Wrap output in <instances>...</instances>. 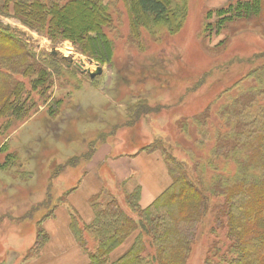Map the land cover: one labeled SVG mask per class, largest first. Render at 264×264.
<instances>
[{"label":"trees","instance_id":"1","mask_svg":"<svg viewBox=\"0 0 264 264\" xmlns=\"http://www.w3.org/2000/svg\"><path fill=\"white\" fill-rule=\"evenodd\" d=\"M123 2L135 39L140 38L142 30L155 35L165 28L170 35H176L188 18V0ZM89 7L99 16L92 15ZM74 8L78 10L71 11ZM0 12L14 15L23 26L47 35L53 43L71 42L80 54L101 66L114 63V42L105 31L112 26L113 18L102 0H0ZM207 19L214 20L206 25L208 35H219L228 28L236 32L235 26L240 23L255 21L259 22V32L264 33V0H241L212 11ZM3 30L8 35L0 33V122H18L29 117L30 108L36 106L35 97L44 99L48 95L54 76L74 75L79 70L67 60L60 61L57 55L37 59L10 27ZM234 62L254 67L223 93L231 100L230 105L227 101L214 110L215 104L211 103L190 123L185 121L180 126L186 132L194 128L191 145L199 148V153L177 151L178 143L162 146L172 183L149 207H141L142 188L137 185L132 192L104 190L94 199L92 222L83 227L71 216L72 233L89 264H187L199 227L209 215L216 216V227L226 230L227 245L214 243L205 264H264V54ZM61 106L62 101L53 102L50 115L55 117L53 108ZM125 112L126 121L120 128L135 127L154 111L139 99L127 104ZM215 116L221 119L220 126L212 121ZM9 128L7 124L0 130V138L7 135ZM151 144L139 152H156V148L150 150ZM4 146L1 150L7 151L6 140ZM95 149L98 147L92 148L89 161ZM80 160L75 157L53 169L48 190L66 168L79 166ZM16 162V156L7 152L0 170L11 171ZM18 175L26 180L33 176L28 171ZM12 185L9 192L19 183ZM36 207L26 217L17 218L8 211L3 218L30 220ZM42 222H37V249L48 241ZM129 240V248L113 258Z\"/></svg>","mask_w":264,"mask_h":264},{"label":"rangeland","instance_id":"2","mask_svg":"<svg viewBox=\"0 0 264 264\" xmlns=\"http://www.w3.org/2000/svg\"><path fill=\"white\" fill-rule=\"evenodd\" d=\"M102 1L113 18L112 26L105 30L115 46L112 65L101 66L80 54L71 42L53 43L47 35L23 26L14 15L0 12V33L8 35L3 29L10 27L37 59L57 55L60 61L67 60L79 70L74 75L54 76L50 92L44 99L35 97L36 106L30 108L27 119L0 122V130L7 124L11 127L7 135L0 138V166L7 152L19 160L11 170L14 173L0 170V262L18 264L31 259L23 264H49L34 261L39 234L37 222L53 216L60 206H67L68 192L80 184L88 172L85 165L94 146L111 145L115 154H129L152 143L150 150L156 148V153L163 158L162 146L178 143L177 151L199 153L200 149L191 145L194 128L189 127L186 132L180 126L185 121L190 123L211 103L217 105L214 110L227 101L230 105L231 100L223 93L254 67L232 62L252 60L264 54V33L259 32L258 21L240 23L235 26L236 32L232 28L219 35L205 32L206 25L214 22L207 19L209 13L241 0H188V18L178 34L170 35L164 28L152 36L142 30L139 39L131 35L123 0ZM89 10L92 15H98L94 8L89 7ZM229 63L231 65L227 66ZM98 67L103 73L92 79L90 73H96ZM139 99L154 112L142 117L135 127L120 128L126 121V105ZM58 100L62 101V106L53 108L57 115L52 117L49 107ZM212 121L220 126L218 117H213ZM5 140L7 151L1 150L6 148ZM206 148L209 149L210 144ZM75 157L81 159L80 165L66 168L48 190L53 169ZM24 171L33 176L26 180L18 175ZM119 182L114 192L125 191L127 186L132 192L137 183L130 181L127 185L122 179ZM12 184L17 188L9 192ZM47 194L51 196L46 198ZM221 203L222 200L218 205ZM34 206L37 211L30 220L17 222L3 218L8 211L17 218L26 217ZM214 217L209 215L199 227L187 264H205L214 243L227 245L226 230L216 227ZM10 232L18 233L21 242L15 246L9 242L13 247L8 249L5 241ZM26 243L34 244L33 248L28 249Z\"/></svg>","mask_w":264,"mask_h":264},{"label":"crops","instance_id":"3","mask_svg":"<svg viewBox=\"0 0 264 264\" xmlns=\"http://www.w3.org/2000/svg\"><path fill=\"white\" fill-rule=\"evenodd\" d=\"M113 149L111 145L98 147L93 159L85 165L88 167V172L84 175L82 182L76 184L68 194L67 206L64 208L60 206L53 216L43 220L42 228L48 235V241L36 250L34 261L35 259L43 263L47 261L49 264H89L87 254L82 251L72 233L71 216L76 217L80 227L92 222L95 215L94 199L104 190L118 189L120 179L127 185L130 181H135L136 186H141L142 208L149 207L171 185V177L159 153L136 151L129 154H115ZM8 237L5 241L8 249L13 247L10 246L11 244L15 246L21 242L18 233L10 232ZM31 238L28 240L31 241ZM131 243V240L126 242L116 250L113 257L121 256ZM26 245L30 249L34 244L26 243ZM30 260L24 259L18 264L28 263ZM0 263L7 264L5 261Z\"/></svg>","mask_w":264,"mask_h":264},{"label":"water","instance_id":"4","mask_svg":"<svg viewBox=\"0 0 264 264\" xmlns=\"http://www.w3.org/2000/svg\"><path fill=\"white\" fill-rule=\"evenodd\" d=\"M102 73H103V69L98 67L96 73H90V76H91L92 79H94L96 76L102 75Z\"/></svg>","mask_w":264,"mask_h":264}]
</instances>
